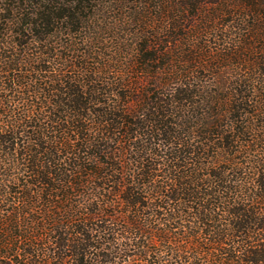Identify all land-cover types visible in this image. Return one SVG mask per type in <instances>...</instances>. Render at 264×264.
I'll list each match as a JSON object with an SVG mask.
<instances>
[{"label":"trees","instance_id":"16d2710c","mask_svg":"<svg viewBox=\"0 0 264 264\" xmlns=\"http://www.w3.org/2000/svg\"><path fill=\"white\" fill-rule=\"evenodd\" d=\"M0 264H264V0H0Z\"/></svg>","mask_w":264,"mask_h":264}]
</instances>
